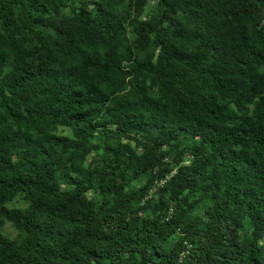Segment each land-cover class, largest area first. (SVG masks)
Listing matches in <instances>:
<instances>
[{
    "label": "trees",
    "instance_id": "obj_1",
    "mask_svg": "<svg viewBox=\"0 0 264 264\" xmlns=\"http://www.w3.org/2000/svg\"><path fill=\"white\" fill-rule=\"evenodd\" d=\"M0 264H264V0H0Z\"/></svg>",
    "mask_w": 264,
    "mask_h": 264
},
{
    "label": "rangeland",
    "instance_id": "obj_2",
    "mask_svg": "<svg viewBox=\"0 0 264 264\" xmlns=\"http://www.w3.org/2000/svg\"><path fill=\"white\" fill-rule=\"evenodd\" d=\"M152 4V1H150L147 5L149 7V5ZM148 12V10L146 11ZM60 132H63V133H69L70 130L67 129V128H63V129H60ZM9 205L11 206H23L24 205V202L23 200L19 197V198H16L15 200H13L11 203H9ZM3 233L8 237V238H15L17 236V231L15 230V228L11 225V223L9 222H5L4 226H3V229H2Z\"/></svg>",
    "mask_w": 264,
    "mask_h": 264
},
{
    "label": "built area",
    "instance_id": "obj_3",
    "mask_svg": "<svg viewBox=\"0 0 264 264\" xmlns=\"http://www.w3.org/2000/svg\"><path fill=\"white\" fill-rule=\"evenodd\" d=\"M160 183H162V181Z\"/></svg>",
    "mask_w": 264,
    "mask_h": 264
}]
</instances>
